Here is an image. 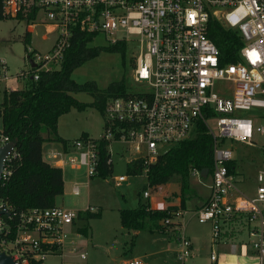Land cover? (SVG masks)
Segmentation results:
<instances>
[{"label":"built area","instance_id":"obj_1","mask_svg":"<svg viewBox=\"0 0 264 264\" xmlns=\"http://www.w3.org/2000/svg\"><path fill=\"white\" fill-rule=\"evenodd\" d=\"M0 6L4 18L26 22L33 14L32 24L44 22L56 30L45 52L26 48V68L16 73V81L36 80L39 72L57 68L74 27L100 34L110 42L133 41L131 90L106 98L98 137L83 134L66 141L56 159L58 165L82 169L87 177L97 175L101 144L111 165V146L116 143L132 153L128 161L141 160L145 174L148 164L187 138L197 120L201 121L212 139L211 168L207 170L208 193L195 211L196 220L209 224L214 245L221 238L223 225L241 216L248 248L258 264H264V166L255 172L253 194L236 192L232 198L235 175L227 168L234 159L235 143L264 151V0H0ZM209 18L238 31L242 45L236 62L219 63V51L207 36ZM117 32L123 35L116 37ZM6 76L0 60V80ZM215 81L230 83V96L217 95ZM242 110L249 114L239 115L237 111ZM210 120L215 123V133ZM253 135L260 138L259 144ZM7 142L0 127V146ZM17 157L11 144L2 160L0 183L11 174L12 160ZM191 175L198 181L202 177L196 167L189 168L188 178ZM124 179L119 175L116 182ZM150 188L142 192L144 198ZM71 192L78 194L79 186L73 184ZM84 210L95 211L91 206ZM170 214L160 219L158 229L173 233L176 256L184 264L191 244L180 224L171 222ZM77 215V211L55 204L14 210L0 197V251L10 256L13 264L61 253L68 226ZM210 258L215 259L214 253ZM122 264L142 263L131 258Z\"/></svg>","mask_w":264,"mask_h":264},{"label":"rangeland","instance_id":"obj_2","mask_svg":"<svg viewBox=\"0 0 264 264\" xmlns=\"http://www.w3.org/2000/svg\"><path fill=\"white\" fill-rule=\"evenodd\" d=\"M27 25L25 21L12 17L0 19V60L4 62L7 76H15L21 68L26 67L22 35ZM29 27L31 30L29 45L41 53L49 49L56 36L55 28L44 22L33 23ZM121 35L123 33H116V37H121ZM123 41L126 45L123 55L117 52L101 51L94 58L75 68L72 73L73 79L79 83L91 81L99 91L110 85L115 86L118 81L122 80L125 87L131 90V62L134 59L135 51L131 39ZM93 43L107 45L113 42L98 34ZM213 90L217 95L223 93L230 96L232 85L224 81H215ZM72 95L79 102L91 103L94 100L93 95L83 91ZM251 110L255 113V108ZM237 113L239 115L247 114L246 110L237 111ZM102 122L100 111L89 104L83 109L70 108L68 112L60 115L57 120V129L62 136L68 138V141L79 137L82 133L98 137ZM208 124L215 133L214 121L210 120ZM253 138L257 144L260 143L258 136L253 135ZM232 146L236 147L234 148L237 150L236 152H240V158L236 157V168L241 169L247 177H251L239 187L246 188L244 186H249L246 193L251 194L255 182L253 178L255 172L264 166V151L255 148V146H242L238 143ZM236 155L233 153L234 157ZM132 156V153L120 148V145L115 143L112 144L110 151L112 170L109 175L87 177L82 169L63 168V190L54 198V204L77 212H81L86 206H91L94 210L98 209L100 215L87 220L75 219L68 226L70 232L66 238V247L61 253H52L44 257L41 264H120L122 260L131 258L140 259L142 264H180L179 261L172 259L171 251L165 250L168 243L166 235L155 230H148L146 227L148 222H146L145 228L140 229L137 234H132V231L120 226L118 210L136 205V193L145 182L143 172L139 175H126L125 163ZM119 175H124L126 178L121 182H116V177ZM188 179L192 191L194 190L199 195L194 197L195 192L193 191V198L195 199L188 200L186 205V207H192L194 204L200 203L201 199L205 197L207 188L202 183H208L209 176L203 177L202 183L197 180L195 175L189 176ZM73 182L80 185L78 196L70 194V186ZM176 186H178V181L174 178L165 185L163 184L162 188L171 190L175 189ZM150 191L149 194H154L159 189ZM171 197H173L172 193L168 198ZM141 202L146 203L147 201L141 197ZM177 209V207H170V211ZM81 227L84 229L81 230ZM188 227L196 232L194 239L196 253L194 252L191 257H187L184 264H208L210 251L208 223L200 224L193 220L188 224ZM237 228L239 231L235 234L233 242L228 240L227 244L221 243V245L212 246L218 260L221 259V254L227 252L225 247L229 246V243L237 245L238 242L245 243L249 239L243 223L237 225ZM229 232L227 233L234 235V225L231 226ZM69 240L72 243L68 244ZM246 245L248 248L247 243ZM228 250L229 252L232 251L231 248ZM234 250L231 253L236 255V264H251L250 261L254 259L253 255L242 257L238 248ZM80 254L84 255L83 258L80 257Z\"/></svg>","mask_w":264,"mask_h":264},{"label":"trees","instance_id":"obj_3","mask_svg":"<svg viewBox=\"0 0 264 264\" xmlns=\"http://www.w3.org/2000/svg\"><path fill=\"white\" fill-rule=\"evenodd\" d=\"M32 17L33 14L28 16L27 24L31 23ZM2 18L4 17L1 15L0 6V19ZM97 35L77 27L72 28L68 46L57 68L41 71L36 80L28 79L23 87L4 90L2 93L0 127L15 147L18 157L12 160L9 177L0 183V197L14 210L52 206L54 198L62 193L63 179L60 167L50 165L41 156L42 142L56 141L63 146L66 143L65 139L57 135L58 117L68 112L70 108L83 109L89 104L102 113L106 98L122 95L128 89L122 80L115 86L110 85L99 91L91 81L79 83L73 79V70L101 51L124 54L126 45L123 40L97 45L93 43ZM29 36V31H25L22 35L24 51L30 46ZM207 36L219 51L221 65L238 60V50L242 40L236 29L225 27L217 20L209 18ZM80 91L93 95L94 100L91 103L77 101L72 94ZM246 112L249 114V111ZM211 147L210 134L205 125L197 120L187 138L168 147L153 163L147 165L145 182L136 193V205L118 211L120 226L135 231L144 229L148 222L147 229L155 230L157 221L167 217L169 209H151L147 203L141 202L142 192L147 186L153 188L176 178L179 185L180 205H183L185 200L194 195L189 186L188 170L190 167L210 170ZM107 159L108 154L104 152V145L101 144L97 172L100 177L111 173L112 167L107 163ZM233 164L232 160L228 162L229 172H232ZM142 168L140 159L125 163L126 175H139ZM99 215L100 211L97 209L78 213L77 218L87 220ZM80 229L83 230L84 227ZM41 262L42 260H30L28 264H41Z\"/></svg>","mask_w":264,"mask_h":264},{"label":"crops","instance_id":"obj_4","mask_svg":"<svg viewBox=\"0 0 264 264\" xmlns=\"http://www.w3.org/2000/svg\"><path fill=\"white\" fill-rule=\"evenodd\" d=\"M32 25H33L32 23L28 24L26 26V28H25V31H29L30 32L31 30H30L29 26H32ZM29 37H31V35ZM24 84H25V81H16L15 80V76H6V78L1 79L0 80V102L2 100V93H3L4 90L19 89V88L23 87ZM57 135L59 137H61L62 139H65L66 141H68V138L62 136V134L58 131V129H57ZM54 142H56V141H44V142H42V144H41V156L50 165L60 167V169L62 171V179H63V168H64V166L58 165V163L56 162V159H58V157H60V155L64 151V146L60 142H56V144H54ZM53 145H55V146H53ZM240 145H242V144H240ZM242 146H244V145H242ZM234 153L237 154L235 157L233 156L234 159L232 160V161H234L232 170H233V174L235 175L236 191H235V193L234 192L232 193L230 198H232L233 196H236L237 193L250 196V195L253 194L254 187H253V190H252L251 194H247L246 193V189L249 186H244L246 188H240L239 185L242 184V183H246L245 181H247V179H249L251 177H247V175L244 174V172L241 169H237L236 168V159H237L236 157L240 158V152L239 153L238 152H234ZM203 177H205V176H202L201 179ZM125 178H126V176H125ZM201 179H200V182H201ZM208 183H202V184L207 188V184ZM71 184L72 185L73 184H77L79 186V193L76 194V195L71 192L72 185L70 186V194L73 195V196H78L80 194V185L78 183H75V182H73ZM165 184L166 183H164V185ZM162 185L163 184H160V185H157V186L149 189V193L151 192L150 190H152V189L153 190L159 189V191H157L154 194H149V196L147 198H145V200L147 201L146 203L148 204V206L151 209H165V208L169 209V214L171 212V214H170L171 222L172 223L173 222L174 223L178 222L180 224V226H181V229H182L181 232L190 241L191 248H190V254H189L188 257H191V255H193L194 252L196 253V250H195L196 247H194V239L196 237V232H194L192 229H189L188 224H190V222L193 221V220L196 223H198L197 220H196V217H195V211L200 207V205L206 199V195L208 193V189H207V193H206L205 197L203 199H201L200 203H198L197 205L194 204L192 207H186V205L190 201V199L193 200L195 198L191 197L190 199H188L189 201L185 200L183 205H180L179 185L176 186L175 189H171V190L162 188ZM254 186H255V182H254ZM171 193H172L173 197H171L169 199L168 197L170 196ZM198 196L199 195L195 192V196L194 197H198ZM170 207H177L178 208L177 210L180 212V214H178V215L172 214V213L176 212V210H171L170 211ZM85 211L86 210H84V209L81 210V212H85ZM81 212H78V213H81ZM76 219H78V218H76ZM240 223H243L242 217L241 216H234L231 221H229L227 224L223 225V229H222V232H221V238H220V240L217 243L214 244V246L215 245H221V243L227 244L226 242L228 240H230V242H233L234 238H235V234L239 231V229L237 228V225H239ZM159 224H160V219L157 221V224H156V227H155V231L156 232H162V233H164L166 235V237L168 239V243L166 245L165 250L171 251L172 252V259H175L176 261H179L177 256H176L177 249H178L176 238L173 237L174 235L171 232H163L162 230H157ZM233 225H234V231L235 232H234V235L232 236V235H230L228 233H230L229 232L230 228ZM208 226H209V224H208ZM130 231H132V234H137L139 230H135V231L130 230ZM209 231H210V226H209ZM208 234H209V232H208ZM76 237H78V234H77ZM171 239L174 240V241H172ZM246 243H247V241L245 243L244 242L242 243L240 241V242L237 243V245H235V243H229V246L225 247L227 252H224L223 254H221V256H220L221 259L220 260H218L217 255L215 254L214 250L212 249L213 245H211V243H210L209 260H208L209 263L208 264H236V261H235L236 260V255H233V253H231L232 251H235L234 249H236V248L239 249L238 251L242 254V257H246V256H248L250 254L253 255L254 259L252 261H250V263L251 264H258V260H257L256 255L249 248H247ZM228 248L229 249L231 248L232 251L229 252ZM212 253H214L215 259H211L210 258V255ZM123 261L124 260H122L120 264H122ZM179 263H180V261H179Z\"/></svg>","mask_w":264,"mask_h":264},{"label":"water","instance_id":"obj_5","mask_svg":"<svg viewBox=\"0 0 264 264\" xmlns=\"http://www.w3.org/2000/svg\"><path fill=\"white\" fill-rule=\"evenodd\" d=\"M11 146L10 142H7L0 146V171L2 166V160L5 157L6 152L8 151L9 147ZM207 168L200 169L201 176L207 175ZM0 264H13L12 259L9 255L5 254L4 252L0 251Z\"/></svg>","mask_w":264,"mask_h":264}]
</instances>
